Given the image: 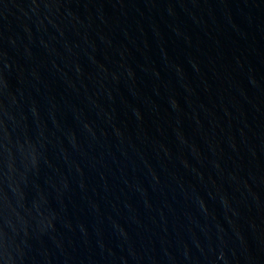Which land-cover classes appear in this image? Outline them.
I'll return each mask as SVG.
<instances>
[{
  "label": "water",
  "instance_id": "water-1",
  "mask_svg": "<svg viewBox=\"0 0 264 264\" xmlns=\"http://www.w3.org/2000/svg\"><path fill=\"white\" fill-rule=\"evenodd\" d=\"M0 264H264V0H0Z\"/></svg>",
  "mask_w": 264,
  "mask_h": 264
}]
</instances>
